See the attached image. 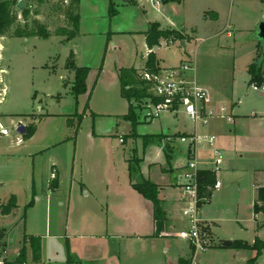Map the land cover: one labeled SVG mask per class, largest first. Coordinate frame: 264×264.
Masks as SVG:
<instances>
[{"label":"rangeland","instance_id":"374dc122","mask_svg":"<svg viewBox=\"0 0 264 264\" xmlns=\"http://www.w3.org/2000/svg\"><path fill=\"white\" fill-rule=\"evenodd\" d=\"M111 2L80 0L77 34L70 38L57 33L65 26L60 0H25L30 14L19 23L32 28L37 12L51 35L5 36L0 40V91L4 88L0 127L10 131L0 137V203L10 198V192L5 191L13 189L19 205L14 213L0 216V228L9 236L7 246L0 239L1 259L17 253L15 240L24 234L66 236L68 247L70 242L88 241L92 234H105L106 227L102 230L91 222L90 214L83 218L89 210L99 224L109 221L111 230L121 233L122 264H179L191 257L190 264H264V249L260 253L238 245L240 241V245L251 246L257 236L264 239V210L254 214V173L264 170V94L252 89L249 73L256 60L252 46L258 42L254 40L257 24L264 20V0H114V13ZM150 27L184 34V39L172 46H159L155 54L160 68L191 61L192 74L219 90L224 103L232 107L229 110L238 116L237 125L234 123L237 130L232 127V132L222 134L224 165L217 177L223 186L203 204L216 222L212 227L205 221L207 249H196L191 240L180 238L178 213L177 224L170 230H178L175 236L157 238L169 224V215L163 209L166 218L159 227L130 179L129 161L137 167L138 182L176 183L172 172L187 162L189 149L180 136L195 132L184 113L167 111L153 121H143V106L115 92L118 69L130 76V69L145 64L148 55L142 31ZM71 58L75 65L90 68L87 90L78 95L73 88L75 70L67 67ZM255 82L264 84V80ZM131 104L136 122L123 116ZM40 112L58 115L39 123L33 114ZM33 124L39 126L38 137L22 147L17 142L23 137L18 128ZM50 128L59 131L61 142L46 151L39 148L41 132ZM210 128L197 130L203 136L213 134ZM205 156L199 149L198 158ZM52 157L57 160L53 164L59 168L63 187L60 197L49 199L41 188L52 173ZM33 178L40 200L31 192ZM76 178L89 182L88 197L81 193ZM258 181L264 185L263 177ZM156 186L161 189L163 185ZM168 192L164 197L159 195L168 199L161 202L166 209L173 201L178 203L177 186ZM82 220L84 225H80ZM224 240L231 245L224 246ZM26 244V260L31 264V246ZM3 246L8 254L1 251Z\"/></svg>","mask_w":264,"mask_h":264},{"label":"crops","instance_id":"0c3cea01","mask_svg":"<svg viewBox=\"0 0 264 264\" xmlns=\"http://www.w3.org/2000/svg\"><path fill=\"white\" fill-rule=\"evenodd\" d=\"M146 30H144V31H146ZM144 31H142V32H144ZM3 37H5V36H3ZM3 37H1L0 40ZM144 38L146 40L145 35H144ZM162 44H164V43H162ZM258 44L259 43L256 42V41L253 42V46H252V51H253V54H254L253 59L256 58V54L259 53V52L257 53V50H258L257 49V47H258L257 45ZM151 51H153V49H150V47L147 45V55H149V53ZM154 52H156V51H154ZM122 68L124 69V67H122ZM145 68H146V62H145V64L142 67H139V68L135 67L136 72L140 71V70H143ZM120 71L121 70H119V69L117 70V76H116L117 84L115 86V92L117 93V91H118L119 94L122 93L124 95L122 83H121V90H120V87H119V89L117 88V85L120 84L119 80L121 81V79H120ZM202 83L207 88V90L209 92V95H210L209 104L214 105V104H218V103H224L223 95H222V93L219 90L214 91L215 89L213 90L212 88L208 87V85L205 84L204 82H202ZM53 96L54 95H52L51 97H53ZM227 106L229 107V109L232 108L229 105H227ZM230 112H231V110H230ZM180 113H183V112H180ZM180 113H178V114H180ZM231 113H233V115L235 117V120L232 123H229L227 120L215 118L213 121H211L210 124H208L206 126L199 125L196 128L193 125L192 122H190V121L189 122L193 125L195 132H198V130L200 128H202V127L204 128V127H207V126L208 127L211 126L209 131L213 132V134L212 133H206V134L216 135V137H217V146L220 147V149L223 152L222 148H224V147L222 145V140H221L222 139V134L224 133V131L225 132H228V131L232 132L233 129L237 130V127L235 126V124L237 125V123H235V122L238 121L237 120L238 116L236 114H234V112H231ZM178 114L175 113V115H178ZM33 115L35 117L34 118L32 117V118L35 119V120H40L39 121V123H40V122H43L44 120H46L47 118H50L52 115H58V113L40 112V113L33 114ZM125 115H123V116H125ZM143 121H145V120L143 119ZM232 127H233V129H232ZM38 131L40 132L39 126H36L35 127V132L30 138L25 139L24 138V133H23V137H20L19 139H17V142L20 143V145L22 147H24L26 145H29L30 143H33L35 141L34 139H36L38 137ZM195 132H190V133L189 132H184L181 135H183V134H192V133H195ZM41 133H42L41 134L42 143H41L39 148H44L43 150L47 151V150L56 148L60 144L61 139H59L60 136H59V131L57 129L54 130V129L50 128V129L44 130V132H41ZM3 136H7V135H3V134L0 133V137H3ZM120 139H124V141H125L124 137L123 138L121 137ZM165 142L167 143V142H169V140H166ZM200 149L204 151L206 156L203 159L199 160V162H200L199 164H203L204 167H202V168H204V169L206 168L207 169V167H210V165L207 164V161L210 159V157L212 155V152L210 151V149H208L205 146H201ZM38 150H40V149H38ZM51 160H52V162H51L52 163L51 164L52 165V173H51L50 177H47L44 180V182L42 184V188H41V192L42 193H46L47 196L49 197V199H50V197L55 198V196L60 197L59 195H61L62 187H63V184H62L63 182H62V180H60V177H59V168L57 167L56 164H53V162H57V160H56L55 157H52ZM185 164L181 168L176 169V172H172L174 177H175L176 183L172 182L171 184H169V183L164 184V183L154 182L156 184L163 185L162 188L159 189V195L161 197H164L167 194H169L170 192H168V191H170L171 189L173 190V187L177 186V200H178V203L173 201L171 206L167 205L166 206L167 209L164 208V206H163V209L165 211H167V213L169 215V218L166 221V223H169V224L168 225H164L163 230L159 234H156L157 238L170 237V236H173V235L175 236V233H177L178 230L175 231L174 233H171L170 230L175 228L174 225L177 224V221L175 219V217L177 216L176 213H178L179 222H180L179 231H181L183 228H186L187 225H188V218L185 217L183 212H182L183 216L180 214L182 209H183L184 203H185V201L181 199L182 179L180 178V174H181L182 170L185 168V166H186ZM161 168L163 170V167H161ZM171 170L173 171V169H171ZM164 172H167V171H164ZM54 174L58 175V186L56 188H52L51 187V182H50L51 178L54 176ZM254 175H255L254 176V181H255V184H256V196H255V200H254V203H255V201L257 199L259 187L264 186V185H260V183L258 181V178H260V177L264 178V170L263 169H258V170L255 171ZM76 181H77L78 184H80L81 193L88 197L90 195V193H91L90 191H87L89 182L86 181V180H83L82 178H79V179L76 178ZM30 183L32 184V191L31 192L33 193L34 199L36 198V199L40 200V197L37 194L38 192H37V181H36V179L33 178L32 180H30ZM222 186H223V183H222ZM222 186H221V188H222ZM221 188H219V189H221ZM5 192H10V194H11L10 198L13 195L16 196L14 194L15 190H13V189H9V191H5ZM139 194L142 196L143 201L148 205L149 210H150V215L152 214V218L154 220V216H153L154 208H153L152 202L147 200L141 193H139ZM212 195H214V192H213ZM211 197H210V199H211ZM9 199H8V201H9ZM167 200L168 199L165 198L161 202L164 203ZM17 203H18V201H17ZM58 203L60 205H63V202L61 200H59ZM0 204H4V203H0ZM203 204L205 205V203H203ZM203 204L201 205L202 206V208H201L202 209V213L200 211L201 217L204 219V221H208L210 224H212V227H215L216 226L215 220H213V218L209 217V211H207V208L203 207L204 206ZM47 206H48V204H47ZM16 208L13 209V211L11 213H9V214L14 213ZM89 214H90V221L91 222H96L98 224V226L102 230H105L104 228L106 227V233L105 234H103V233L92 234L88 241H84L83 243H77V244H75V243L71 244V242H70L69 247H68L69 243L68 244L65 243V238H67L66 236H65V238L62 235H54V236H52V235H44V236H40L41 237V245H42L41 246V259L39 261H34L33 257H32V249H31V251H30L31 255L29 257V260L31 261V264H122V257H125V256H124V252L122 250V243H123L124 238H122L121 233L118 232V231H112L111 230V224H110L109 221L107 223L105 221H101V223L99 224L98 221H96V220H98L97 217H92L91 212L89 210L86 211V213H84L85 217H83V218L85 219L86 216H88ZM175 214H176V216H175ZM1 215H4V214L0 213V216ZM255 215H257V214H255ZM49 224H50V226H52V222L51 221H50ZM84 224H85V222H84V220H82V223L80 225H84ZM116 227H118V224L115 226V228ZM30 237L31 236H29L28 234H24V235H22V237L20 236L19 239L15 240V242H17L18 251H17V253L15 255H12L11 257L7 256L5 258V261L6 260L14 261L16 259V257L20 254L22 249L25 250V246L27 245L26 243L30 244ZM157 238H154V239H157ZM0 239H2V242L5 244V246L8 245L9 236L1 228H0ZM67 239H69V238H67ZM1 251L3 252L4 255L8 254V251H7L6 247H4V246L2 247ZM191 258H187V259H191ZM0 260H4V259H1V257H0ZM193 261L195 262V258L193 259ZM180 262L181 261H179V264H180ZM23 264H29V263L26 260L25 263H23Z\"/></svg>","mask_w":264,"mask_h":264},{"label":"built area","instance_id":"2783aa9c","mask_svg":"<svg viewBox=\"0 0 264 264\" xmlns=\"http://www.w3.org/2000/svg\"><path fill=\"white\" fill-rule=\"evenodd\" d=\"M158 2V0H151ZM0 73L3 68H0ZM192 62L183 61L176 67L160 68L158 71H150L147 68L137 71V79L145 81L148 85L150 96L144 97L134 104H141L143 107V119L153 121L161 116L162 113L172 111L173 113L183 112L188 116L190 122L197 126H206L215 118L227 120L232 123L235 120L233 113L224 103L209 104L210 95L207 88L192 74ZM127 85L126 88H130ZM251 87L256 92L264 93V84L253 82ZM4 91V88L2 89ZM3 91L0 95L3 96ZM0 133L9 135L8 128L0 127ZM180 140L188 144V160L185 168L180 174L182 179L181 199L185 201L186 206L183 210L185 217L188 218V225L179 231L180 238L191 240L196 249H207L208 232L206 223L200 216V206L209 201L210 198L201 195L199 191V173L201 170H209L216 176V183L211 191L221 188L222 181L218 179L217 173L222 170L224 154L217 146V137L212 134L201 136L198 132L192 134H183ZM205 146L212 152L207 164V169L200 167L198 151L201 146ZM200 146V147H199ZM202 202V204H201ZM4 264V260H0ZM226 264H231L227 262Z\"/></svg>","mask_w":264,"mask_h":264},{"label":"trees","instance_id":"16d2710c","mask_svg":"<svg viewBox=\"0 0 264 264\" xmlns=\"http://www.w3.org/2000/svg\"><path fill=\"white\" fill-rule=\"evenodd\" d=\"M111 12H116L114 8V0H111ZM19 0H0V38L3 36H15V37H26V36H39V37H49L51 35V31L47 28V26L37 17V12L34 13V19L32 20L33 27L28 28L26 26H22L19 23V20L24 18L28 19L30 14V10L24 7L22 11L17 8ZM80 0H60V7L63 11L62 13L65 15V26L58 29V34L67 35L70 38L76 36L80 15L78 12ZM67 4V5H66ZM66 6V7H65ZM143 34L146 37V43L153 49L154 46L164 45L172 46L179 39H184V34L180 30L176 29H162L156 27H150L148 30L144 31ZM67 67L75 70V79L73 83V88L76 91V94L84 93L87 90V82L86 78L90 71L89 67H81L77 66L74 63V59H70L67 62ZM146 68L150 71H158L160 69L159 61L156 58V54L154 51H151L148 55V59L146 61ZM264 68V63L257 64L256 60L253 64H251L249 68L250 77H252V81H263L264 80V72L262 71ZM131 75H124V70L120 71V79L123 86L124 95L129 99H135L137 102L141 101L144 97L150 96L151 94L148 92V85L145 81H141L137 79L136 69H130ZM127 85H130V88H126ZM134 105L131 104L130 111L124 117L132 122H136V114L134 113ZM35 132V126L31 125L27 127L26 132L24 133V138H30ZM170 150V149H169ZM168 157H171V154H167ZM129 175L130 179L133 182L134 188L141 193L147 200L151 201L153 204V216L156 224L159 227H163L165 222V212L161 206V199L159 197V188L151 182L150 180H143L138 182L135 180L136 174L138 173L137 167L129 161ZM216 181V176L213 172L209 170H201L199 173V191L201 195H205L206 197L212 196L211 188L214 187ZM51 187L56 188L58 186V175L54 174L51 178ZM202 204V202H201ZM18 206L16 196H11L9 201L4 204H0V213L1 214H9ZM264 210V186L259 187L257 199L254 203V213L258 214ZM240 243V241H239ZM238 245L243 248H254L258 250L260 253L264 249V239H261L259 236L256 237L255 241L251 246L248 245ZM30 245L32 249V257L34 261H39L41 259V237L31 236L30 237ZM191 259L183 258L180 264H190ZM26 261L25 250L22 249L20 254L16 257L14 261L4 260V264H23Z\"/></svg>","mask_w":264,"mask_h":264},{"label":"water","instance_id":"95a60500","mask_svg":"<svg viewBox=\"0 0 264 264\" xmlns=\"http://www.w3.org/2000/svg\"><path fill=\"white\" fill-rule=\"evenodd\" d=\"M25 7V0H19L18 4H17V8L22 11ZM254 40H257L258 42H260V50H259V53L257 54L256 56V63L259 65V64H262L264 63V20L260 21L258 24H257V30L254 34ZM181 44L185 45V42L184 40H181ZM159 49V46L156 45L154 46L153 48V51H157ZM27 130L26 126L25 125H20L19 128H18V132L20 133H25ZM223 245L224 246H228V245H231V241H228V240H224L223 242Z\"/></svg>","mask_w":264,"mask_h":264}]
</instances>
